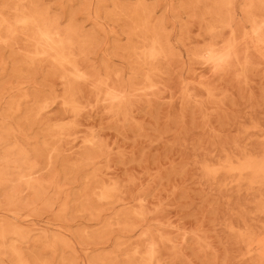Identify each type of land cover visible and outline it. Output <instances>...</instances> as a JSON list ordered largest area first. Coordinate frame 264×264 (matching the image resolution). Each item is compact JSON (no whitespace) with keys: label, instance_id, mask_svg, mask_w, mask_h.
I'll use <instances>...</instances> for the list:
<instances>
[{"label":"rangeland","instance_id":"obj_1","mask_svg":"<svg viewBox=\"0 0 264 264\" xmlns=\"http://www.w3.org/2000/svg\"><path fill=\"white\" fill-rule=\"evenodd\" d=\"M0 264H264V0H0Z\"/></svg>","mask_w":264,"mask_h":264}]
</instances>
